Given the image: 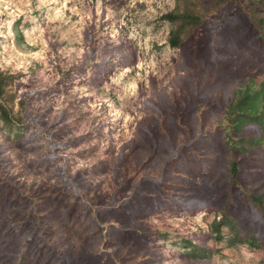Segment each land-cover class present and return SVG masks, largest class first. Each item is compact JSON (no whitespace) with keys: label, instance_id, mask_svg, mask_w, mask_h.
<instances>
[{"label":"rangeland","instance_id":"1","mask_svg":"<svg viewBox=\"0 0 264 264\" xmlns=\"http://www.w3.org/2000/svg\"><path fill=\"white\" fill-rule=\"evenodd\" d=\"M195 2L172 47L191 0H0V264H264V147L227 114L264 43L248 0Z\"/></svg>","mask_w":264,"mask_h":264},{"label":"trees","instance_id":"2","mask_svg":"<svg viewBox=\"0 0 264 264\" xmlns=\"http://www.w3.org/2000/svg\"><path fill=\"white\" fill-rule=\"evenodd\" d=\"M213 1L214 12L229 2V0ZM248 2L251 6L248 14L249 20L256 27L259 37L264 43V0H248ZM210 9V6L191 0V4H187L183 9L177 8L175 11L166 14L164 19L173 26L169 33V45L172 47L181 46L205 23L206 15ZM2 91L3 88L0 85V95ZM227 110L232 127L231 132L238 137L230 148L241 154H246L258 147H264V78L255 89H252L251 86L238 89ZM4 114V110H0V121ZM251 125L257 127L260 137L246 138L241 136L244 128ZM238 172L237 162H231L229 173L233 180L238 176ZM246 196V199L258 209L264 218V195H253L248 192Z\"/></svg>","mask_w":264,"mask_h":264}]
</instances>
